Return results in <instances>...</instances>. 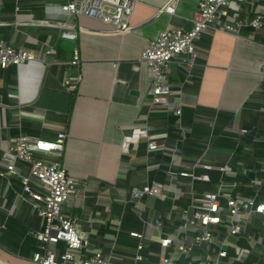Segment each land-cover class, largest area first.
Masks as SVG:
<instances>
[{
  "label": "crops",
  "instance_id": "crops-1",
  "mask_svg": "<svg viewBox=\"0 0 264 264\" xmlns=\"http://www.w3.org/2000/svg\"><path fill=\"white\" fill-rule=\"evenodd\" d=\"M68 1L0 0V40L36 55L20 66L0 67V172L12 161L7 149L19 136L53 140L65 132L62 163L80 182L82 192L63 211L77 219L92 248L128 259L138 242L130 231L146 230L152 239L147 240L146 251L156 260L161 234L177 230L181 207L191 202V193L174 209L171 200L158 197L127 202L131 188L151 179L168 182L171 170H191L202 155L227 169L212 170L209 182L191 184L177 178L185 190L218 191L224 182L231 194L264 198V30L249 29L237 36L208 29L197 41L193 67L173 60L170 79L182 88L176 95L182 104L177 116L171 110L174 99L168 105L151 104V72L138 60L162 30L191 28L199 0H136L130 18L135 27L124 35L107 32L106 25L92 18L71 19L62 9ZM170 3L174 13L158 12ZM263 6L264 0L233 4L240 8L237 15L242 20ZM68 21L86 28L77 39L62 36ZM76 49L79 65L71 64ZM79 73L83 79L77 89L66 90L64 80ZM115 76L125 83L114 82ZM134 126L146 128L166 148L149 153L147 138H142L123 153V137ZM242 127L250 133L243 134ZM241 146L251 149L242 151ZM14 164V176L0 175V264H35V234L43 230L44 219L21 196V175L28 173L29 164L21 160ZM156 218L164 221L161 227L148 228ZM259 222L253 218L252 223ZM254 227L229 238L245 249L242 264H262L264 244L252 242ZM229 252L233 255L234 248Z\"/></svg>",
  "mask_w": 264,
  "mask_h": 264
},
{
  "label": "built area",
  "instance_id": "built-area-1",
  "mask_svg": "<svg viewBox=\"0 0 264 264\" xmlns=\"http://www.w3.org/2000/svg\"><path fill=\"white\" fill-rule=\"evenodd\" d=\"M244 0H199L193 17V25L166 28L152 39L142 51L138 60L140 65H146L151 72L149 91L152 94L151 104L168 105L174 99L172 113L182 114V104L176 95L182 94V88L173 84L170 79V65L173 60L186 68L196 64L198 57L197 41L208 29L234 33L239 36L245 30L254 32L264 30V6L255 10L253 16L242 20L233 8V4ZM136 0H71L62 6L71 19L80 16L92 18L107 26V32L124 35L134 29L131 15ZM238 9V10H237ZM237 10V11H236ZM174 13L175 5L170 3L158 10ZM76 23L69 22L62 36L67 39H77L78 32L84 30ZM36 59V55L26 49H17L4 40H0V67L20 66ZM81 56L75 50L71 64L79 65ZM119 62L114 63L117 69ZM264 74V67L262 68ZM81 73L69 76L64 80L68 91H75L82 81ZM114 82L125 83L117 76ZM214 127L218 124L215 120ZM243 134L250 133L248 127H242ZM67 134L60 132L53 140L30 135L19 136L7 152L13 157L7 169L0 172L1 176H14L15 160L29 164V171L21 175L22 199L31 203L37 214L44 219L43 230L36 232V247L32 260L35 264H242L245 249L229 241L230 237L238 238L249 225L254 224L251 240L264 244V198L231 194L228 187L221 182L220 189L204 190L197 193L188 191L184 183L178 179H189L191 184L199 181H211L212 170L224 173L226 165H216L200 156L191 170L170 171L168 182L157 179L147 181L142 187L134 186L130 190L127 202L138 203L147 196L171 200L173 209L181 197L191 193L189 206L181 207L177 217L180 223L173 233H163L159 239L161 254L154 260L152 252H147V240H152L145 231H130L129 235L138 240L136 251L131 258H123L102 248H92L87 237L82 235L77 225V219L63 211L65 204L73 205L81 195L80 182L70 175L62 163ZM142 138H147L150 152L166 148L165 142L150 137L149 131L141 126H134L124 135L121 151L127 153L131 146L137 147ZM240 143L237 145L238 148ZM1 147V141H0ZM249 148L248 146H241ZM205 154V153H204ZM200 169L202 172L196 171ZM259 183V180L257 181ZM167 190V191H165ZM192 216H189L190 209ZM260 219L259 224L252 223L253 218ZM164 221L156 218L148 223V228L157 226ZM59 244L65 248L59 251ZM234 248L233 255L229 248ZM170 251V252H168ZM264 264V251L262 254Z\"/></svg>",
  "mask_w": 264,
  "mask_h": 264
},
{
  "label": "water",
  "instance_id": "water-1",
  "mask_svg": "<svg viewBox=\"0 0 264 264\" xmlns=\"http://www.w3.org/2000/svg\"><path fill=\"white\" fill-rule=\"evenodd\" d=\"M193 211H194V210L191 208V209H190V213H189V216H190V217L192 216Z\"/></svg>",
  "mask_w": 264,
  "mask_h": 264
}]
</instances>
